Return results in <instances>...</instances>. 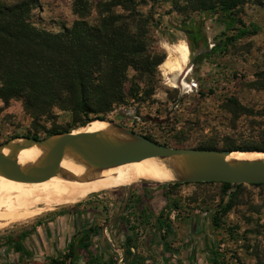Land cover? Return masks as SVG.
<instances>
[{
  "label": "rangeland",
  "instance_id": "374dc122",
  "mask_svg": "<svg viewBox=\"0 0 264 264\" xmlns=\"http://www.w3.org/2000/svg\"><path fill=\"white\" fill-rule=\"evenodd\" d=\"M20 1L0 0V6ZM37 1L31 22L38 29L61 33L78 20L73 0ZM121 1H127L125 9ZM202 1L83 0L85 19L91 24L100 19L104 3H113L115 15L124 17L130 15L127 9L135 7L137 17L144 21L147 50L166 54L153 96L140 102L130 100L106 116L107 120L93 121L99 125L110 121L172 148L264 152V0H243L236 9L232 27L241 28L244 23L257 33L232 44L225 43L228 25L218 14L198 11ZM184 43L190 50L189 62L172 81L173 74H164L163 65L170 54L176 58ZM55 114L53 119L37 120L21 102L6 105L0 98V145L35 133L45 139L54 131L75 132L89 124L82 126L81 117L76 124L68 112ZM162 185L166 184L140 183L133 189L153 193ZM128 188L115 184L85 199L82 206L57 208L27 222L0 227V264H52V259L71 264L65 258L69 245L74 246L78 264H89L87 251L100 264L118 259L117 250L130 235L118 217L129 198ZM169 191L176 205L171 204L170 218L175 231L166 236L151 226L141 228L138 245L150 259L147 264H264V185H243L226 192L221 183H188ZM84 221L96 231L90 239L79 230L78 223ZM22 235L28 237L26 243L33 245L34 254L14 263L7 245ZM164 235L165 242L161 240ZM84 244L89 250L83 249Z\"/></svg>",
  "mask_w": 264,
  "mask_h": 264
},
{
  "label": "trees",
  "instance_id": "16d2710c",
  "mask_svg": "<svg viewBox=\"0 0 264 264\" xmlns=\"http://www.w3.org/2000/svg\"><path fill=\"white\" fill-rule=\"evenodd\" d=\"M73 1L78 20L71 29L65 28L61 33L38 29L31 22L32 13L38 7L37 0L0 6V98L6 105L13 100L21 102L34 119H53L57 111L68 112L76 124L80 122L79 117L84 118L81 121L83 126L96 119L107 120L106 116L130 100L140 102L153 96L161 76L158 69L166 61V54H153L147 50L144 21L137 17L135 7L127 9L130 15L124 17L115 15L113 3H104L100 6V19L91 24L85 19L88 13L83 0ZM242 1L217 0L213 5L211 0H203L198 8L203 13L218 14L228 25L224 33L226 44L257 33L244 23L241 28L232 27L237 21L235 11ZM119 4L125 9L127 1ZM131 73H134L133 77ZM91 114L95 118L91 119ZM60 133H70V130L54 131L48 136ZM27 137L41 139L37 133ZM185 184L188 183L161 186L165 190L167 205L157 217L141 197L132 193L133 186L128 188L130 196L119 218L130 233L121 247L125 264H147L150 260L139 251L141 228L151 226L160 234L165 232L166 236L174 233L170 221L171 204L174 203L169 188ZM222 186L227 192L243 185ZM82 205L81 202L76 206ZM153 220L155 226H152ZM214 222L218 223L219 218L215 217ZM80 230L85 239H90L96 232L87 221ZM165 235L161 237L164 242ZM25 237L22 235L17 240L23 241ZM82 246L89 250L88 244ZM73 247L69 245L65 258L71 264H78L79 257L73 255ZM87 253V263L100 264L95 262L91 251ZM51 262L65 264L57 259ZM108 264H118V259L112 257Z\"/></svg>",
  "mask_w": 264,
  "mask_h": 264
},
{
  "label": "bare ground",
  "instance_id": "6f19581e",
  "mask_svg": "<svg viewBox=\"0 0 264 264\" xmlns=\"http://www.w3.org/2000/svg\"><path fill=\"white\" fill-rule=\"evenodd\" d=\"M176 53V58L170 54L163 65L164 74H173L172 81H176L179 73L187 66L190 50L184 43ZM99 123L91 121L85 128L74 133H95L118 143L134 141V137L125 133L123 127L110 121L102 122V125ZM20 142L21 140H16L14 144ZM3 153L7 155L9 149H4ZM44 156V150L38 146H30L20 151L15 160L22 166H28L42 161ZM255 161H264V153L235 150L226 157L230 166ZM190 177L192 173L176 156L156 157L97 169L77 156L66 154L62 157V172L46 182L27 184L0 176V227L27 222L57 208L79 204L115 184L128 187L139 183L176 184Z\"/></svg>",
  "mask_w": 264,
  "mask_h": 264
},
{
  "label": "water",
  "instance_id": "95a60500",
  "mask_svg": "<svg viewBox=\"0 0 264 264\" xmlns=\"http://www.w3.org/2000/svg\"><path fill=\"white\" fill-rule=\"evenodd\" d=\"M124 131L134 137V141L111 142L98 134L88 132L60 133L45 139L15 138L0 145V176L27 184L46 182L62 172V157L66 154L77 156L97 169L117 167L156 157L176 156L192 173V177L179 183L264 185V161L230 166L226 162V157L233 152L232 150L172 148L132 131L126 129ZM16 140L21 142L14 144ZM30 146H38L44 150V158L34 165L18 164L15 160L16 155ZM6 148L9 149L7 155L3 153Z\"/></svg>",
  "mask_w": 264,
  "mask_h": 264
},
{
  "label": "crops",
  "instance_id": "0c3cea01",
  "mask_svg": "<svg viewBox=\"0 0 264 264\" xmlns=\"http://www.w3.org/2000/svg\"><path fill=\"white\" fill-rule=\"evenodd\" d=\"M139 190V191H138ZM132 190V193L135 194L136 197H141L143 201H145L146 205L150 207L154 215L157 217L166 207L167 205V200L164 197V189L161 187L160 190L153 192V193H148L145 192L142 189ZM130 195V191L128 194V197ZM124 213V208L122 211L118 213V217L120 218Z\"/></svg>",
  "mask_w": 264,
  "mask_h": 264
},
{
  "label": "flooded vegetation",
  "instance_id": "af4514ba",
  "mask_svg": "<svg viewBox=\"0 0 264 264\" xmlns=\"http://www.w3.org/2000/svg\"><path fill=\"white\" fill-rule=\"evenodd\" d=\"M83 224L80 225L78 223V226L81 227ZM27 239H28V237L24 238L23 241H15V243H10V244L7 245V249L11 251L9 257L12 258L11 260L14 263H18V262H20V259L26 258V257L34 254L33 253V245L32 246L31 245H27V243H26Z\"/></svg>",
  "mask_w": 264,
  "mask_h": 264
},
{
  "label": "built area",
  "instance_id": "2783aa9c",
  "mask_svg": "<svg viewBox=\"0 0 264 264\" xmlns=\"http://www.w3.org/2000/svg\"><path fill=\"white\" fill-rule=\"evenodd\" d=\"M117 252L119 253V255H118V263L119 264L124 263L123 249L117 250Z\"/></svg>",
  "mask_w": 264,
  "mask_h": 264
}]
</instances>
